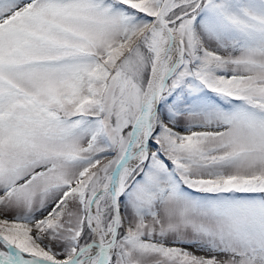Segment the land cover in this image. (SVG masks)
Here are the masks:
<instances>
[{
	"label": "snow or ice",
	"instance_id": "1",
	"mask_svg": "<svg viewBox=\"0 0 264 264\" xmlns=\"http://www.w3.org/2000/svg\"><path fill=\"white\" fill-rule=\"evenodd\" d=\"M0 264H264V0H0Z\"/></svg>",
	"mask_w": 264,
	"mask_h": 264
}]
</instances>
